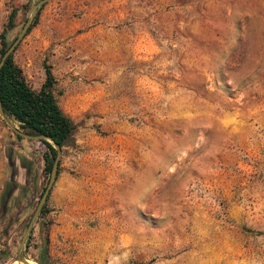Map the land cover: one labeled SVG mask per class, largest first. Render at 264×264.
I'll return each mask as SVG.
<instances>
[{
	"label": "rangeland",
	"instance_id": "rangeland-1",
	"mask_svg": "<svg viewBox=\"0 0 264 264\" xmlns=\"http://www.w3.org/2000/svg\"><path fill=\"white\" fill-rule=\"evenodd\" d=\"M43 3L13 58L75 129L22 240L43 147L0 112V264H264V0Z\"/></svg>",
	"mask_w": 264,
	"mask_h": 264
},
{
	"label": "trees",
	"instance_id": "trees-1",
	"mask_svg": "<svg viewBox=\"0 0 264 264\" xmlns=\"http://www.w3.org/2000/svg\"><path fill=\"white\" fill-rule=\"evenodd\" d=\"M26 2L23 5L27 9ZM44 3L40 4L32 13L29 24L24 32L26 35L37 23L38 13ZM18 8L11 7L6 21L0 30V112L1 114L15 124L13 134L16 140H22L25 137L15 130L28 135L26 140L38 142L43 149L40 156L42 159L41 175L48 180L53 161L57 155V150L53 147L56 144L59 149L72 143V135L75 129L73 121L61 110L54 95L55 77L52 74L51 66L42 60L43 80L37 88H32L26 81L21 68L16 64L13 58V50L5 57L4 52L16 39V35L8 39L7 33L15 27V17ZM15 129V130H14ZM48 137L51 142H49ZM59 173V160L55 178ZM46 185H44L37 196L40 199ZM12 186L9 184V191ZM48 195L41 205L35 224H39V231L44 229V217L50 211L48 208ZM44 223V224H43ZM31 232V231H30ZM30 235H27L24 247L28 246ZM46 238H43L40 252L35 260L38 264H43L44 254L46 252ZM1 258H8V251H0ZM152 260L141 262L132 261L128 264H150Z\"/></svg>",
	"mask_w": 264,
	"mask_h": 264
},
{
	"label": "water",
	"instance_id": "water-1",
	"mask_svg": "<svg viewBox=\"0 0 264 264\" xmlns=\"http://www.w3.org/2000/svg\"><path fill=\"white\" fill-rule=\"evenodd\" d=\"M46 0H39L37 1L36 3H34L32 6L29 7V9L27 10V13H26V16H27V19L24 23V25L22 26V29L19 33V35L16 37V39L12 42V44L7 48V50L4 52L3 54V57L7 56L14 48V46L18 43V41L21 39V37L24 35V32L29 24V20H30V17L32 15V13L34 12V10L40 5L42 4L43 2H45ZM15 130V129H14ZM17 133L21 134L22 136H24L25 138H29L28 135H25L23 133H20L19 131L15 130ZM46 139L51 142V140L46 137ZM53 147L57 150V155L53 161V164H52V167H51V171H50V175H49V178H48V181H47V184H46V187L35 207V210L33 211L32 213V216L27 224V227L24 231V234L22 236V240L23 238L25 237V235L28 233L29 229L31 228L40 208H41V205L43 204L45 198H46V195H47V192L48 190L50 189L53 181H54V178H55V172H56V168H57V160H58V156H59V147L56 145V144H53ZM19 260H23V258H19Z\"/></svg>",
	"mask_w": 264,
	"mask_h": 264
},
{
	"label": "bare ground",
	"instance_id": "bare-ground-1",
	"mask_svg": "<svg viewBox=\"0 0 264 264\" xmlns=\"http://www.w3.org/2000/svg\"><path fill=\"white\" fill-rule=\"evenodd\" d=\"M24 263L31 264V262L28 260H24Z\"/></svg>",
	"mask_w": 264,
	"mask_h": 264
}]
</instances>
